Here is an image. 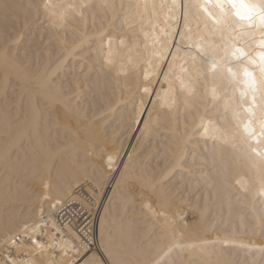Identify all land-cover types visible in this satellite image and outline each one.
Here are the masks:
<instances>
[{
    "label": "snow or ice",
    "instance_id": "obj_1",
    "mask_svg": "<svg viewBox=\"0 0 264 264\" xmlns=\"http://www.w3.org/2000/svg\"><path fill=\"white\" fill-rule=\"evenodd\" d=\"M21 7L0 0L5 21L0 31L5 104L0 166L12 176L24 175L27 194L39 201L41 215L0 229V264H246L232 258L234 249L216 247L236 243L234 233L202 238L220 225L190 218L185 193L199 172L205 189L227 188L229 200L234 193L254 218L259 213L264 237V0H36L23 18ZM32 15L52 30L59 54L55 47L34 51L31 46L21 53ZM97 20H102L99 28ZM73 58L81 63L79 74L73 71ZM165 62L168 71L160 73ZM113 72L123 73L133 96L141 88L145 95L152 93L150 76H164L161 106L169 109V135L159 171L149 170L134 149L117 178L122 133L113 128L109 135L108 128L118 123L112 113L121 109L109 101L107 111L97 116L81 107L80 93L93 75L99 85L100 77L107 80ZM9 88L15 97L11 108ZM131 102L127 127L142 122L141 137L159 135L157 101H150L151 109L143 97L138 108ZM229 151L235 175L221 168L216 177L206 176L202 165L209 159L223 164ZM113 181L112 196L104 204ZM5 191L11 188L6 185ZM117 196L126 210L138 204L142 238L133 240L122 224L117 228ZM73 203L89 216L99 215L93 210L103 207L98 242L90 224L73 223L78 215L67 223L52 219ZM239 247L250 245L241 241ZM259 252L264 264V247Z\"/></svg>",
    "mask_w": 264,
    "mask_h": 264
},
{
    "label": "bare ground",
    "instance_id": "obj_2",
    "mask_svg": "<svg viewBox=\"0 0 264 264\" xmlns=\"http://www.w3.org/2000/svg\"><path fill=\"white\" fill-rule=\"evenodd\" d=\"M9 2L23 6L19 9L21 18H23L24 14L29 11L27 5L36 2V0H9ZM54 2L79 3L81 0H54ZM93 2L99 3L101 0H93ZM125 2H127V0H125ZM157 2H159V0H157ZM41 20H43V18H41ZM41 20H36L34 15L30 17V26L24 29L25 35L21 40V53L29 46H31L34 51L49 50L50 47H55V53H60V48L56 45L52 30L47 27L46 23L42 24ZM101 23L102 20H97L96 27L99 28ZM8 24L10 26L11 21H9ZM4 27L5 21L0 17V31H3ZM60 36L63 38V32L60 33ZM105 47H107V43H105ZM173 51L175 50L173 49ZM93 57H95V53H93ZM72 63L74 65V73L79 74L81 63L76 62L74 58L72 59ZM88 63L91 65L92 61ZM175 67L178 70V65ZM96 68L97 70L99 69L98 64ZM167 71V62L162 63L160 73ZM70 78L71 76H69V79ZM150 78L153 79L151 87L154 91L148 95L144 94L143 88L139 89L134 96L130 95L124 84L123 73L117 76L116 72H113L112 76L107 78V80H105L104 77H100L99 85L96 84V76L93 75L92 81L86 84L83 91L80 93L79 99L81 107L85 110L91 109L97 116L107 111L109 101H111L115 107L121 109L120 112L112 113V118L118 121V123H113L112 127L108 128L109 135H111L113 128H117L118 131L122 133V135H120V141L123 143V150L120 153L121 160L117 162L118 169L114 172L117 178H119V170L123 168V163L128 160L127 154L133 153L134 149L136 150L135 154H143L141 159L148 164L149 170L155 169L159 171V168H157L158 162L160 168L164 166L163 153L167 143L165 137L169 135L166 128L169 127L168 118L170 113L169 109L166 106H161V104L163 102L165 90L167 89V83L164 81V76L162 74H157L156 77L150 76ZM141 80L143 81V76H141ZM2 82L3 74L2 71H0V90H2ZM157 92L160 95L159 100L155 95ZM8 94V107L11 108L15 98L12 88L8 89ZM18 95L19 89L16 90V97H18ZM141 97H143V102L148 109L153 107L150 101H157L156 110L160 113V123L162 125L159 130V135H146L141 137V130L144 128L142 122L132 123L131 128L127 127L129 123L128 115L133 109V103L131 101L134 100L135 106L138 108L141 103ZM121 98H123V102H121ZM4 108L3 96L0 95V119H2ZM172 111L174 112L175 108ZM146 118L147 114L145 113L144 117L141 119ZM178 119L182 130L185 119L183 108L179 110ZM174 123L175 121H173V126ZM2 141L3 136L0 135V143H2ZM25 144H27V142H25ZM157 152L161 153V155L157 156ZM19 155L21 157V162H23L25 156L24 151H20ZM202 167L204 168L206 176L211 177H216L217 171L221 168L226 169L233 175H235L236 172V166L231 159L230 151L225 153L223 164L217 161V163L213 165L212 161L209 159ZM176 181L178 183H184L180 181L179 177L176 178ZM197 181H200V191L197 190ZM25 183L26 180L22 173L17 176H12L11 172L6 173L5 169L0 166V229L6 224L12 226L19 220L26 219L33 215L34 218L39 219L41 215L39 211V201H36L34 197L27 194ZM6 185L11 188V192L6 193ZM112 187H115V181L112 182L111 186L106 188L107 195L104 197V204L109 203L107 197L112 196ZM36 190L39 191V188H36ZM209 192H211V195H209ZM84 194L87 195V189H84ZM229 195L230 190L224 187L205 189L203 181L201 180V175L198 172L191 178L190 191L185 193L187 207L184 208V211L190 218L195 217L197 220L203 218L220 225L217 231L209 232L206 236L202 235L203 239L216 240L218 237L223 239L225 232L234 233L236 243H229L227 245L217 244L216 247L234 249L231 255L235 260L246 262V264H260L262 256L259 252V248L264 247V237L261 236L260 222L258 219L259 213H257V216L254 218L251 208L243 201V198L237 200L234 193H232L233 198L229 200ZM45 209L47 210V206H45ZM99 211L100 215L104 214L103 207H100ZM113 216L116 218L117 228L122 224L133 240H135L137 236L142 238L144 225L141 222L142 217L138 204L130 205L126 210L124 205L120 202V197L117 196L113 207ZM97 231L99 236L100 223H98ZM241 241L249 244L250 247L247 250L241 249L239 247V242ZM191 259L197 260L198 258L193 256Z\"/></svg>",
    "mask_w": 264,
    "mask_h": 264
},
{
    "label": "built area",
    "instance_id": "obj_3",
    "mask_svg": "<svg viewBox=\"0 0 264 264\" xmlns=\"http://www.w3.org/2000/svg\"><path fill=\"white\" fill-rule=\"evenodd\" d=\"M93 211L94 213H99L100 215L99 208L94 209ZM77 215L79 216V219L74 220L73 223H79L80 226H84L85 224H90V226L95 229L96 239L98 242L99 236H98L97 228L99 223V215L89 216L87 213H81L78 204L76 203L70 204L67 208L64 209V211L54 213L53 219L57 223H67L68 220L72 219L73 216H77Z\"/></svg>",
    "mask_w": 264,
    "mask_h": 264
}]
</instances>
